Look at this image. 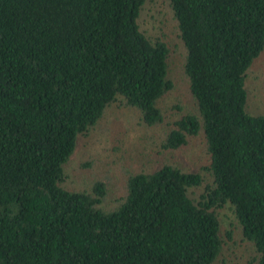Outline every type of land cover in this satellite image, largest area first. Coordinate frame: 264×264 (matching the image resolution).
<instances>
[{
	"label": "trees",
	"instance_id": "obj_1",
	"mask_svg": "<svg viewBox=\"0 0 264 264\" xmlns=\"http://www.w3.org/2000/svg\"><path fill=\"white\" fill-rule=\"evenodd\" d=\"M148 1L0 0V264H216L224 208L264 264V114L247 88L264 0H166L196 107L169 122L171 47L141 29ZM115 102L164 128L163 150L201 135L203 171L130 174L112 209L104 181L65 187L79 138Z\"/></svg>",
	"mask_w": 264,
	"mask_h": 264
},
{
	"label": "rangeland",
	"instance_id": "obj_2",
	"mask_svg": "<svg viewBox=\"0 0 264 264\" xmlns=\"http://www.w3.org/2000/svg\"><path fill=\"white\" fill-rule=\"evenodd\" d=\"M139 22L146 34L161 37L171 47L170 77L175 85L160 102L167 112V121L178 118L181 111L196 112L184 70L186 50L169 2L149 0ZM247 88L249 111L264 114V54L251 67ZM163 133L162 127L144 124L138 110L122 106L119 102L113 103L98 124L79 138L76 151L66 167L68 178L64 186L83 190L96 181H104L109 192L104 205L112 209L117 205L116 199L124 193L130 174L153 171L168 163L187 171H203V166L208 164V155L201 135L185 149L168 151L160 146ZM204 175L209 174L204 172ZM199 194V189L190 191L194 198ZM219 213L227 245L216 264H251L250 260L255 256L254 247L244 239L233 212L224 208Z\"/></svg>",
	"mask_w": 264,
	"mask_h": 264
}]
</instances>
